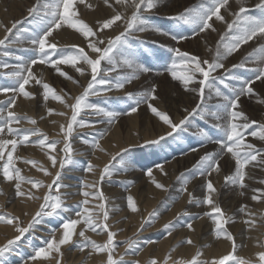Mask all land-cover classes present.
<instances>
[{"label":"snow or ice","instance_id":"6c2138e0","mask_svg":"<svg viewBox=\"0 0 264 264\" xmlns=\"http://www.w3.org/2000/svg\"><path fill=\"white\" fill-rule=\"evenodd\" d=\"M101 4L110 9V13L94 25L85 22L80 13V5L87 9L96 7L86 0H35L27 9L24 20L13 21L10 27L0 23V29L4 31L0 38V56L12 57L13 54L8 51L11 45L27 46L25 50L33 53L29 58L15 56V63L0 62V69L4 70L3 74L8 80V83L0 84V94L5 97L0 99V185L6 184L14 189L13 195L21 204H36L33 212L24 210L20 215L0 210V226L11 229L13 233L11 238L6 237L5 242L0 244V264H13L10 259L12 256L18 257L15 264H63L65 250L86 253L89 257L96 255L100 257L99 264H141L139 259L129 260L127 257H138L144 250L143 246L158 243L148 239L140 240L139 236L155 224L161 213L153 209L147 216L141 217L133 233L136 238L118 242L116 237L124 229L113 230L115 223L110 221L119 209L114 210L108 206V198L101 185L106 179L111 180L113 175L127 172L129 165L124 154L131 148L145 149L166 142L169 137L175 139L188 131L197 118L210 120L220 135L213 137L205 129L198 128L196 134L200 138V147L210 143L217 148L201 155L187 174L181 172L177 176L181 183L180 193L188 196L187 203L206 208L202 216L192 217L183 226L188 232L195 233L194 221L207 217L213 225L212 234L215 239L222 238L229 242L230 251L209 258L205 256L203 248L197 247L193 239L188 237L172 247L163 260L153 257L145 264H264V240L257 239L254 246L259 251L255 252L254 258H245L239 254L244 245L237 243L228 228L236 220L218 202V189L211 179L213 174L221 173V161H225L230 164V174L224 176V186L239 190L238 194L243 197L249 189L248 181L255 179L251 170H264V147L248 141L250 136L264 142V121L251 119L242 108L243 98H255L257 103L264 105V98L254 88L257 82L264 83V0H255L253 6H249V0H199L168 17L176 25L190 29V34L165 30L151 23L146 14L157 10L160 0H101ZM254 11L256 14H253ZM224 13L231 19H227ZM28 18H31V28L23 26ZM217 22L224 25V32L219 34L214 48H207L211 54L210 59L162 43L158 47L172 54L171 62L165 64L162 71L141 60L143 41L139 34L154 32L179 45L203 33L217 32ZM118 28L121 30L116 32ZM62 30L78 33L85 41V46L60 45L57 36ZM109 32L116 34L109 35ZM133 40L138 41L136 46ZM250 42L255 46L241 61L226 67L224 61ZM37 65L51 68L82 91L78 95H71L61 89L58 93L45 82L42 75L33 71ZM62 65L70 66L79 77L84 78L85 85L63 70ZM240 69H246L252 75L244 78L238 72ZM149 74H167L185 93L195 94V105L191 110L183 109L186 114L175 121L158 106L161 97L156 83L148 85L143 91H125L127 85ZM35 86H39V91L30 90ZM113 90L123 92L124 99L130 102L127 111L112 110L89 99L106 96ZM38 95L45 103L48 117L63 118V122L55 119L50 121L56 126L59 139H50L36 128L37 119L21 116L14 111L18 99L33 101ZM49 100L58 102L63 110L47 107ZM213 100L216 102L210 103ZM141 105L146 106L166 131L155 138L141 137L136 133L137 139L131 146L126 145L114 153L109 152L101 143L107 132L96 129L95 125H112L122 115L137 113ZM97 117L100 119H94ZM40 119L45 117L42 115ZM23 123L33 127L22 128L20 125ZM87 128H93L96 134L91 140L82 137L81 143L91 149L96 159H99L97 152L109 159L102 166L94 164L92 160L87 161L85 171L97 179L83 183L82 190L78 192L82 199L72 214L73 208L66 203L71 193L63 191L68 185L63 183L62 178L65 169L78 164L76 156L82 153L74 149L73 140L80 134V130ZM22 146L38 147L47 163L22 157L18 151ZM112 146L117 147L115 144ZM190 151L198 152L199 148L192 147ZM20 163L31 165L37 173H42L43 178L22 175V169L18 166ZM155 168L162 175H167L163 164L156 163ZM145 175L156 189L169 191L166 185L156 180L152 168H148ZM197 178H204V196L201 200H197L188 191L189 183ZM255 182L261 187L251 189L250 199L264 205V178L255 179ZM0 195L4 193L0 191ZM179 198L176 197L173 204ZM126 208L131 214L141 211L132 195L126 197ZM167 210L170 211V208ZM238 211L244 231L251 233L264 228V211L257 213L246 203L241 204ZM182 215L190 216V213H177L174 220L163 225L165 238L177 231L179 225L176 221ZM23 217H29L27 223ZM45 218L57 219L59 226L49 230L40 246L33 245L26 236L35 231L36 226ZM88 233L98 236L106 234V238L98 243ZM22 243L31 250L29 253L20 250ZM121 244L125 248L123 253L118 252ZM183 245L196 247L190 259L173 256L177 248Z\"/></svg>","mask_w":264,"mask_h":264},{"label":"rangeland","instance_id":"374dc122","mask_svg":"<svg viewBox=\"0 0 264 264\" xmlns=\"http://www.w3.org/2000/svg\"><path fill=\"white\" fill-rule=\"evenodd\" d=\"M34 2H35V0H0V10H2V15L0 14V22L10 27L11 22L17 21V20H24L25 18L24 19H22V18L24 16L25 17L27 16V9L29 7H31ZM86 2L92 3L94 6H96L94 9H87L84 5H80L81 16H82L83 20L85 22L89 23L90 25H94L97 20H101L105 16L109 15L110 9H107L106 7L102 6L101 0H86ZM198 2H199V0H160V5H159L158 9L154 10L152 13L146 14V15L149 16L151 23H153V24H155V25H157V26H159L165 30H171V31L178 32L181 34H190V29H188L187 27H181V26L176 25L173 21L169 20L168 17L171 15H175V14L183 11L186 7H190V6H192ZM254 3H255V0H249V6H253ZM3 9H4V12H3ZM222 13H223V10H222ZM253 14H256L255 11L253 12ZM30 19L31 18H28V20H25V23L23 25L24 27H29V28L32 27V24L29 22ZM230 19H231V17L229 18V20ZM219 24L217 22L215 24V26H217ZM120 30L121 29L118 28V29H116V32H119ZM223 32H224V25H223L222 30H219V32H217V33L215 32L216 34L214 32L209 31V32L201 34L200 36H197L195 38L184 41L179 45H176L175 42L171 41L169 38H167L165 36H161V35L154 33V32L141 33V34H139L140 39L143 41V47L140 49V51L143 52V56H141V60L143 62L150 64L154 68L160 69L162 71L164 65L167 63H170L171 58H172V54L167 53L164 49L158 47V45L162 44V43L167 44L169 46L180 47L182 51H187L189 53L196 54V55L200 56L201 58H209L210 59L211 54L207 51V48L208 47L214 48L216 41L219 38V34L223 33ZM108 34L114 35L116 33L109 32ZM57 39H58L60 45L76 44V45H80V46H85V41L83 40V38L78 33H75L73 30H62L60 35L57 36ZM132 43L134 46H136L138 44V41L133 40ZM19 46L20 45H11L8 48V51H10L13 54L12 57L0 56V62L7 61L8 63H15V59H14L15 56H24L25 58H29L33 55V53L31 51L25 50L26 47H19ZM254 46H255L254 43H251V42L249 45H245L241 49L240 52L234 54L233 56L229 57L226 61H224L225 66L230 67L234 63H239L241 61V59L243 58V56L248 51H250L251 48ZM158 57H162V58L158 59ZM61 68L65 71H67L69 75H72L74 78L79 79L81 85H85L84 84L85 81H83L82 78L79 77V74L75 73L74 70L71 69L70 66L62 65ZM33 71L35 73H37V75H42L45 82H48L51 86H53L57 90L58 93L60 92L61 89H63L65 91H68L71 95H78L82 90L79 86L73 85L70 81L65 80L63 77H60L51 68H48L46 66L37 65L34 67ZM238 72L244 78H249L252 75V73L247 71L246 69H240V70H238ZM3 73H4V70L0 69V84L8 83V80L4 76ZM219 74L220 73L218 72L217 75H219ZM113 75H116V74L114 73ZM152 83H156L159 86L158 91H159V95L161 97V100L159 101L158 106L160 108L164 109L165 111H167L171 115L172 119L175 121H178L179 119H181L186 114L183 111V109L187 108V109L191 110V108L196 103L195 94L185 93L180 88L179 84L175 81H172L171 78L167 76V74L159 75V76L154 75V74H149L148 76H142L141 79L133 81L132 84L127 85L125 91H133V92L143 91L148 85H150ZM221 88H222V90H224L222 86H221ZM254 88L256 89V91L259 94H261V98H264V83L257 82L254 85ZM30 90L33 92H37V91H39V86L32 87ZM224 91H226V90H224ZM4 98L5 97L2 94H0V99H4ZM96 98H97V100H96ZM89 99L91 102L98 103L101 106L110 108L112 110L121 111V112L127 111L128 107H129V103H130L124 99L123 92H118L115 90L107 93L106 96L102 95L99 97H92V98L90 97ZM215 102L216 101L213 100L210 103H215ZM17 104H19L21 106L19 108L20 112H21L19 114L21 116L26 115L30 118L37 119V125L35 127L38 128L41 132H43V133L45 132L44 134L48 135V137L50 139H59L60 138L57 135H55L57 137L52 138L50 136V133L47 132V130L45 128H43L42 126H40L38 123L40 115L41 116L43 115L45 117V119L49 118L47 116L45 103H44L41 96L38 95L37 98L33 101H25L23 98H20V99H18ZM58 106H60V105L56 101L49 100L47 103V107H50L53 109H57ZM242 108H243V111L251 119L264 121V105L257 103L255 98H252V99L243 98ZM134 115L137 116L138 118H140V120H144V121L149 120L150 121V124L145 125L147 127V129H149V131H150L149 136L148 135L146 136L145 134L142 133L143 122L139 123V127L137 128L138 129L137 132L136 131L131 132V128H129V118L133 117ZM131 117L127 116V115H122V116L118 117L117 121L112 125H108L107 123L96 124L95 125L96 129L107 132V135L104 137V139L101 141V143L105 142V140L109 137L110 133H112L113 128H117L120 126H121V128H119V129H120V133H121V136L123 139L124 138L126 139V136L129 134V132H131V134H132L131 138H132V136L134 137L133 139L130 140V142L124 143V145H127V146H131L134 143V141L137 139L136 133H139L141 137L143 135V137L146 136L145 138H155V137H158L160 134H163L166 131L165 130L166 128L162 127V125L160 123L158 125V122L151 115V113L147 110L145 105H141L139 111L137 113L131 115ZM95 119L98 120L100 118L97 117ZM23 124L26 125L25 123H23ZM144 124H145V122H144ZM124 126H125V128H124ZM156 126H157V128H156ZM29 127H30V125H29ZM198 128L205 129L206 131H208L209 135L213 136V137H218L220 135V133L215 128L212 127V122L210 120H201V119L197 118L193 121L192 126H191V128H189L188 131L182 133L180 136H177L175 139L169 137L166 142L162 141L159 145H155V146L145 148V149H139V148L133 147L130 149V151L128 153L124 154L125 159L129 165L127 172H120L118 174H115V175H113L111 180L106 179L104 181V183L101 185V188H102L105 196L108 198V206L114 210L119 209V211L114 212L113 218L110 221V222L115 223V227L113 228V230H118L121 228L124 229V226H122V224L126 223L128 221V215H126V214H128V210L125 206L126 197L128 195H132V196L141 198L140 195H145L147 197H153V198L157 197V198L162 199V200H159L158 203L155 204L154 207L151 209V211L153 209L159 210V212L161 213V216L151 228H149L146 231H143L141 233L143 235V237L139 236V238H141L140 240L148 239V240H153V241L159 242L160 240H162L165 237V234L162 235V237H160V232L163 231V225L166 222H168L169 220H174L175 217L168 219V221L166 220V218L171 213L170 212L171 209L176 207L177 204L179 203V201L181 200V196L179 194L180 188H181V183H179V181L176 179L177 177L175 178L176 173L179 175L180 168L184 169L185 167H189L191 169L192 166L196 163V161L199 159V157L201 155H203L205 152L215 151L217 148L216 145L210 144V143L205 144L204 147H200V138L196 134ZM28 129H31V128H28ZM161 129H162V131H161ZM83 131H82L83 136H88V138H89V136L93 137L96 134L95 130L93 128L83 129ZM160 131L162 133H160ZM33 138H37V137H33ZM76 139L77 138L75 137L74 140H76ZM74 140H73V144H74ZM248 141L255 143L258 147H264V142H260L258 140H255L250 136L248 137ZM192 147L199 148V151L198 152H191L190 149ZM74 148L76 150L77 146H74ZM83 148H84V146H82V147L80 146L79 149H77V150L79 151ZM89 150L90 149L88 148V152H89ZM18 151H19V154L24 158L35 159L33 155H30L29 152H26L27 150L23 146ZM86 152L87 151H84V154ZM25 153L27 155H25ZM111 153H114V152H111ZM27 156H29V157H27ZM77 156H76V160L78 161V163L80 161V163L78 165H76L75 167L70 166L69 168L65 169V173H64V176L62 178L63 183L68 185V186H73L74 183L69 184V183H65V182H68V181H71V179H74V177H72L73 176L72 174L75 172V170L77 168L80 167V164L84 163L82 160L79 159L80 157H77ZM181 156H182V158H180ZM186 158H187V160L182 164V166H180V167L178 166V167L173 168V166H175L174 163L179 162L181 160H184ZM225 160H227V157L225 158ZM156 163L163 164L165 167V171L167 172V175L166 176L161 175V176L164 178L162 183H164V185H166L169 189L168 192L158 190L155 187H153V189H155L153 192H151V193L149 192L150 186L147 184L148 178L145 175V172L147 171L148 168H152L154 172L159 171V170H156V168H155ZM22 164L20 163V164H18V166L23 171ZM221 164H222V171L218 175H220L219 179L221 178V175H222V179H220L219 181L216 180L215 178H217V176H218L217 174H215V175L213 174L211 179H212L215 187L218 189V193H219L218 202L221 204L223 209L226 211V213L228 215L233 216L234 218L238 216L237 218H235L236 222L228 225V228L233 233V235L235 236L237 243L244 245V247H245L246 241H247V238L245 241L246 231H244L243 223L239 224L238 219H242V217H241V214L238 213L239 212L238 209H239L241 204L246 203V201H244L246 196L241 197L238 194L239 190H235V189H232L231 187H225L224 186V176L230 174V164L225 163V161H221ZM168 166H171V167H168ZM154 168H155V170H154ZM252 171H253V169H252ZM23 173L26 174V171H23ZM24 174H22V175H24ZM153 174H155V173H153ZM263 178H264V176H263ZM94 179H97V178H94ZM203 180H204V178H197V179L192 180L188 185L189 191H192L194 197L197 200L203 199V196H204V186H203V183H201V182H203ZM194 184L196 185L197 188L193 187ZM126 186H127V190H126ZM6 187H8L6 184L0 185V191H2L5 195L7 193L6 200H8V196H9L10 191H13L14 189L8 187L6 190ZM259 187H261V185H259ZM78 188H80V187H78ZM72 196H73V198H79L77 201H75L74 203L69 205L73 208L72 214H74V210H75L74 205H77L78 202L82 199V197L76 193H74V195H72ZM178 196L180 198L175 202V204H173V200H175L176 197H178ZM225 198H226V200H225ZM233 198H237V199H235L236 200L235 202L232 201ZM110 201H111V203H110ZM155 201H157L156 198H155ZM67 202H69V201H67ZM112 202H113V204H112ZM232 203H233V205H232ZM231 205L234 209H233V212L229 213ZM14 207H15V201L8 202V203L4 204V210H6V212H7V210H9V208H12V212H14L13 211V210H15ZM168 208H170V211L167 210ZM205 210H206V208L203 206L197 207L195 204H188L186 206V208L184 206V208L181 209V211L179 210L178 213L188 211L190 213V216L188 217V216L182 215L180 217L179 221H176V222L180 223L178 225H180L181 227H184L183 225L186 223V221L189 218H192L195 216H202L203 212ZM262 211H264V209H262ZM205 218H207V217H205ZM198 220H200V219H196L194 222H196ZM53 221L56 222L58 220L55 218L54 219L53 218H45V220L42 222V224H39L36 226L35 231L29 233L26 236V239L31 241V243L33 245L39 246L40 244H39V242L37 243V241L42 239L38 235L40 233L39 230L41 229V225L42 226L43 225L44 226L45 225H51V224H53ZM140 222H141V220L139 221V224H140ZM56 224L57 225H54V226L58 227L59 223H56ZM211 227L213 228V226L211 225L209 227V229L212 230ZM151 229H153L152 233L150 232ZM148 232H150V233H148ZM176 232L177 231H175L174 233H176ZM261 232H262V235L264 237V230ZM123 233L124 232L118 233V236L116 237V240L118 242H123V241H125L131 237L133 239L136 238L133 235H128V236L122 237ZM211 234H212V231H211ZM88 235L93 240H96L98 243H102L104 241V239L106 238V234L100 235V236H102V237L99 236L100 239L98 237H96V234L88 233ZM240 235H242L244 238L238 239L240 237ZM103 236H105V238ZM215 241H218V240H215ZM25 246L26 245L22 243L21 244L22 250L21 249L20 250L23 252V249H24V253L27 254V252L29 253L31 250L29 248H24ZM183 246H186V245H183ZM244 247H242L241 251L244 249ZM143 248L146 249L147 245L143 246ZM205 249L207 250L208 248L205 247ZM124 250H125V248H124L123 244H121V246L118 248V252L123 253ZM241 251L239 253L241 256H243L245 258H252V257L247 256V255H242ZM65 252L69 253L70 251L65 250ZM72 252H77V257L74 260L69 259L70 256H71V258L73 256V255H71ZM86 252H87V250H86ZM141 254H142V252L140 253V255ZM140 255L138 257L129 256V257H127V259L128 258H129V260L140 259ZM12 258H14L16 260V258H18V257L12 256L10 259L12 260ZM99 260L100 259H98L96 261H94V260L91 261V257L87 256L86 253H80L78 251H71L68 258L66 257V263L65 264H99ZM12 262H13V264H15V261H12ZM144 264H145V262H144Z\"/></svg>","mask_w":264,"mask_h":264},{"label":"bare ground","instance_id":"6f19581e","mask_svg":"<svg viewBox=\"0 0 264 264\" xmlns=\"http://www.w3.org/2000/svg\"><path fill=\"white\" fill-rule=\"evenodd\" d=\"M252 5V4H251ZM236 5L234 4L233 2V8H235ZM3 12H4V9H3ZM0 14L2 15V10H0ZM226 15V18L229 19L230 17L227 16L226 13H224ZM25 16L22 18L24 19ZM1 23V22H0ZM219 24V23H218ZM217 28V32H219V30H222L223 29V24L221 25V23L219 25L216 26ZM216 32V33H217ZM61 33V32H60ZM215 33V32H214ZM215 33V34H216ZM214 34V35H215ZM4 35V31L3 29H0V38H2ZM60 35V34H59ZM19 47H27V46H19ZM83 81H85L84 78H82ZM86 82H84L85 84ZM82 91V90H81ZM92 98V97H91ZM97 100V98H96ZM102 102V101H101ZM119 103V102H118ZM21 106L19 104H17L16 108L14 109V111H16L17 113H21L20 112V108ZM58 110H63L61 106H58L57 107ZM40 115V114H39ZM41 117V115H40ZM39 117V125L42 126L43 128H45L47 130V132L50 133V136L52 138H55L57 136L56 135V132H57V128L55 125H53L50 121L52 119H55L57 120L58 122H63V118L61 117H57V116H52V117H49L47 119H44V120H41ZM131 117V116H130ZM95 119V118H94ZM156 120V119H155ZM157 121V120H156ZM155 121V122H156ZM140 122H143V129H142V133L145 134L146 136L148 135L149 136V129H147V127L145 125H148L150 124V121L149 120H140V118H138L137 116H133L131 118H129V128H131V132L132 131H138V127H139V123ZM145 122V124H144ZM48 123V124H47ZM26 125L22 124L20 125V127L22 128H32L33 126L28 124V123H25ZM30 125V127H29ZM124 125V124H123ZM159 125V123H158ZM161 126V125H160ZM153 127V126H152ZM164 127V126H162ZM120 127H117V128H113V131L112 133H110L109 137L105 140V142L102 144L109 152H116L120 147H123V146H126L124 145L125 142H130L131 139H133L134 137L132 136L131 138V132H129V134L126 136V139L122 138L121 136V133H120ZM125 128V126H124ZM157 128V126H156ZM161 128V127H160ZM110 129V128H109ZM108 129V130H109ZM140 130V129H139ZM166 130V129H165ZM83 130H80V134L78 136H76V140H74V144L73 146H77V149H79V147L81 146H84L83 149L81 150H77V152L79 153H82L81 155H78L77 157H80L79 159L82 160L84 163L83 164H80V167L77 168L75 170V172L72 174L74 177V179H71V181H68V182H65V183H74L73 186H68V188L64 189L63 191L67 192V193H71V197L69 199H67V202L66 203L68 205L74 203L75 201H77L79 198H73L72 195H74V193L78 194L77 192H79L80 190H82V185L84 182H89L91 183L92 180H95L94 178H97L96 176H94L93 174L91 173H87L85 171V168H86V164H87V161L88 160H92V162L94 164H98V165H103L105 162H107V160L109 159L108 156H105L103 154H100L97 152V156H99V159H96L92 153H91V149L82 144L81 143V138L82 137H86L88 138V136H83ZM159 131V130H158ZM162 131V129H161ZM160 131V133H162ZM45 133V132H44ZM135 133V132H134ZM156 133V132H155ZM155 135V134H154ZM145 136V137H146ZM143 137V135H142ZM38 138V137H37ZM37 138H32V139H37ZM89 140L92 139V137L89 136L88 138ZM135 142V141H134ZM115 144L117 147H113L112 145ZM130 145V144H129ZM76 148V147H75ZM74 148V149H75ZM88 148L90 149L89 152H88ZM25 149L27 150L26 152H29L30 155H33L35 160H37L38 162L40 163H47L46 161V157L44 156V154L39 150L38 147H32V146H29V147H25ZM84 151H87L85 154H84ZM24 155V154H23ZM25 155H27L25 153ZM29 157V156H27ZM32 158V157H31ZM182 158V156L180 157ZM187 160L184 159V160H181L179 162H176L174 163L175 166H173V168L175 167H180L182 166V164ZM80 163V161H79ZM78 163V164H79ZM22 164V163H21ZM77 164V165H78ZM168 167H171V166H168ZM167 167V168H168ZM22 168H23V171H26V174L23 173L22 171V174H24L25 176L27 177H33V178H43V175L42 173H37L35 171L34 168L31 167V165H24L22 164ZM190 168L189 167H185L184 169H181L180 168V171H179V174L181 172H184V173H188V170ZM155 170V168H154ZM158 170V169H156ZM252 171V170H251ZM154 176L156 178V180L158 182H163V177L161 176L162 174H160L159 171L157 172H154L153 171ZM215 175V174H214ZM218 175V174H217ZM178 176V174L176 173V176L175 178ZM252 176L255 178V179H260V178H263L264 176V170L260 169V168H255L253 169L252 171ZM220 175L217 176V178H215L216 180H220L222 179V175H221V178L219 179ZM148 178V177H147ZM167 179V178H166ZM177 179V178H176ZM255 179L253 180H249L248 183H249V189L247 190L246 192V198L244 199V201H246V204L249 205V207L253 210V211H256L257 213H259L260 211H262V209H264V205H261V204H257L256 202L254 201H251L250 199V196L252 195V192H251V189L252 188H259V184L255 182ZM168 180V179H167ZM74 181V182H73ZM148 185L150 186V193L153 192L155 189H153V187H155L149 180L148 178ZM200 181V180H199ZM202 181V180H201ZM168 182V181H167ZM180 183V182H179ZM178 183V184H179ZM203 183V182H201ZM220 183V182H219ZM164 184V183H163ZM198 184V183H197ZM128 185V184H127ZM76 186V187H75ZM148 186V187H149ZM176 186V185H175ZM80 187V188H78ZM193 187H196V185L194 184ZM201 187V186H200ZM8 187H6V190H7ZM197 188V187H196ZM175 189V188H174ZM194 189V188H193ZM189 191V189H188ZM201 191V190H200ZM7 192V191H6ZM189 192H192V191H189ZM202 192V191H201ZM200 192V193H201ZM14 193V190L13 191H10L9 193V196H8V200H6V196H7V193L6 195H0V210H3V211H6L4 210V204L5 203H8V202H12V201H15V210H13L14 212H12V208H9V210H7V212L9 213H13V214H17V215H20L22 213V211L24 210H27L28 212H33L36 208V204L32 203V204H29L27 206L23 205L20 203V201L18 199H16L13 195ZM180 196H181V200L179 201V203L177 204L176 207H174L173 209H171V213L167 216L166 220L168 221V219L172 218V217H176L178 211L181 209L186 208V206L188 205L187 203V200H188V196L187 194H181L179 193ZM151 195V194H150ZM140 197H135L134 198L137 200L138 202V205H139V208H140V213L138 214H131L129 211H128V221L126 223H123L122 226H124V233L122 234V237H125V236H128V235H133V233L136 231L138 225H139V221L141 220V217H144V216H147V214L151 211V209L154 207L155 204L158 203L159 200H162L161 198H157V197H147L145 195H140ZM235 197V196H234ZM110 198V197H109ZM155 198L157 201H155ZM230 199V198H229ZM237 198H233V202H235ZM226 200V198H225ZM228 201V200H227ZM111 203V201H110ZM113 204V202H112ZM116 205V204H115ZM233 205V203H232ZM231 205V208L229 210V213L233 212V207ZM76 205H74L75 207ZM125 206H126V202H125ZM175 206V205H174ZM239 207V206H238ZM254 207V208H253ZM164 208V207H163ZM237 212V211H236ZM235 212V213H236ZM239 213V212H238ZM189 217V216H188ZM238 217V216H237ZM235 217V218H237ZM23 219L25 220V223H27L29 217H23ZM54 219V218H53ZM45 220V219H44ZM181 221V220H180ZM191 221V218H189L187 222ZM239 221V224L242 223V219H238ZM56 223H58V221H53V224L51 225H41V231L39 230V236L40 238H44L47 236L49 230L53 229V228H57L56 226L54 225H57ZM42 224V223H41ZM177 224H180V223H177ZM212 225L211 221L208 219V218H204V219H200L196 222H194V227L196 229L195 233H190L188 232V230L184 227H181L179 225L178 229H177V232L176 233H173V235L171 237H167V238H163L162 240H160L158 243H155V244H152V245H147V248L144 249L142 251V254L140 255V261H141V264H144V262H146L148 259L150 258H153V257H156V258H159L160 260H163L164 256L168 254L169 250L174 247L180 240L182 239H186L188 237H191L193 239V241L195 242L196 246L197 247H201L203 248L204 250V254L206 257H209V258H213V257H219V256H222L224 254H227L229 251H230V243L223 240L222 238L218 241H215L217 239H215V237L211 234V229H209V227ZM213 226V225H212ZM39 228V227H38ZM212 228V227H211ZM237 229V228H236ZM264 228H260L258 229L257 231L255 232H246V237H245V241H246V238H247V241H246V245L244 247V249L241 251V254L242 255H247V256H250L252 258H254V254L255 252L259 251L258 248H256L254 245L257 241V239H260V240H263L264 237L262 235V232ZM37 231V230H36ZM150 232L152 233L153 232V229L150 230ZM148 232V233H150ZM242 233V232H241ZM95 234V233H93ZM164 231L160 232V237H162V235H164ZM13 235L11 229H7V228H4L3 226H0V244L4 243L5 242V239L6 237L7 238H11V236ZM103 235V234H101ZM142 235V234H141ZM140 237H143V235ZM145 235V234H144ZM159 235V234H158ZM100 236V235H99ZM98 235H96V237L99 238ZM35 237V236H34ZM102 237V236H100ZM105 238V236H103ZM131 237V236H130ZM149 237V236H148ZM251 237V239L249 238ZM37 238V237H36ZM103 238V239H104ZM132 238V237H131ZM244 238L242 235H240V237L238 239H242ZM32 239V238H31ZM30 239V240H31ZM38 239V238H37ZM36 239V240H37ZM41 240H38L37 243L39 242V244L41 243ZM100 239V238H99ZM141 239V238H139ZM35 240V241H36ZM105 240V239H104ZM145 240V239H144ZM102 241V240H101ZM40 246V245H39ZM205 246H207V250L205 249ZM24 248H27L26 246ZM22 250V249H21ZM27 251V250H26ZM23 252H24V249H23ZM71 252V251H70ZM70 252L67 253V252H64V258H63V264L66 263V257L68 258V256L70 255ZM196 252V247H193V246H181L179 248H177V250L173 253V256L175 258H185V259H190ZM28 253V252H27ZM72 258L70 256L69 259H72L74 260L76 257H77V252H72L71 253ZM83 255V254H82ZM81 255V256H82ZM83 257V256H82ZM100 259V257L96 256V255H93L91 256V261L94 260H98ZM129 259V258H128ZM18 258H16V260L14 258H12L11 261H17Z\"/></svg>","mask_w":264,"mask_h":264}]
</instances>
